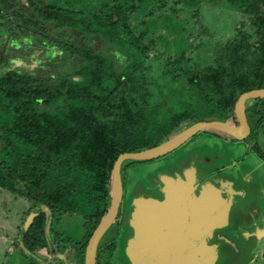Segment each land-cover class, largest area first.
Instances as JSON below:
<instances>
[{
    "label": "trees",
    "instance_id": "trees-1",
    "mask_svg": "<svg viewBox=\"0 0 264 264\" xmlns=\"http://www.w3.org/2000/svg\"><path fill=\"white\" fill-rule=\"evenodd\" d=\"M56 1L0 0V108L13 117L0 121V193L32 201L31 211H40L30 228H23V244L17 246L23 254L47 247L56 233L50 230L47 238L49 217L42 205L51 211L52 226L68 213L97 224L111 202L112 171L120 154L162 143L183 121L205 119L192 112L226 118L242 93L264 88V0H158L160 8L175 14L180 4L195 8L222 1L241 10L236 34L215 45L206 64L188 54L159 59L163 52L149 25L154 12L135 22L137 0L103 2L89 11ZM199 16L195 8L194 19ZM95 33L105 37L104 46L97 48L102 39L90 35ZM117 43L131 45L143 60L117 68L104 48L108 44L122 60ZM152 51L163 63L162 74L171 73L174 84L182 80L195 98L166 123L156 121L167 100L154 92L155 63L147 61ZM44 59L39 65L51 69L34 66ZM81 74L88 78L83 85L74 79ZM263 101L254 99L251 110L259 112ZM56 104L59 113L37 106Z\"/></svg>",
    "mask_w": 264,
    "mask_h": 264
},
{
    "label": "flooded vegetation",
    "instance_id": "flooded-vegetation-1",
    "mask_svg": "<svg viewBox=\"0 0 264 264\" xmlns=\"http://www.w3.org/2000/svg\"><path fill=\"white\" fill-rule=\"evenodd\" d=\"M260 103L257 109L259 112L249 109L247 105L246 116L251 130L243 140L224 136L216 131H208V133L207 130H203L177 149L160 157L145 161H125L121 169L123 185L121 204L115 220L106 229L99 241L95 264H159L160 255L157 257L147 253L149 251H147L146 246L137 239L141 224H135L133 220L139 208L136 204L137 199L152 197L161 202L166 200L168 192L165 188L163 175L172 176L174 179L179 176L185 177L184 174L187 173L193 175L195 177L196 195L200 194L203 185L214 182L220 187L225 199H231L229 198L231 190L229 185L224 186L222 181L232 180L234 181L233 189L240 194L244 188V182H241L243 181L244 170L238 162L244 161L246 155L238 157L235 162H233L234 157L232 156L236 155L235 152L241 143L257 154L262 153L260 141L264 135V104L260 105ZM204 118V120L228 121L237 127L240 126L236 112L223 119ZM199 136L206 138L195 143L194 139ZM237 196L235 199L232 198L229 223L225 227L215 230L208 240L211 245H218L219 256L214 264H245L250 261V255L259 245V240H264V235L258 237L253 224H249L247 217L244 215L245 211L249 209L247 201L242 200L239 195ZM252 204L254 206L253 210H255L258 201H253ZM169 211H171V208L168 207L167 212ZM69 214L72 215V213L66 215ZM76 215L80 218V224L76 223L68 234L57 228L58 226H51L52 230H56V233H53V238L49 240L47 247L35 250L34 256L36 258H41L39 257L42 254L41 249L46 248L49 252H55L54 261L56 259H66L68 252L67 250L65 252L64 249L66 246L71 248L73 244L78 252L72 256L71 261L66 263L85 264L86 250L90 239L105 215L97 224L88 221L84 215ZM260 215L259 213L258 217ZM73 230L74 233L71 234ZM160 232L163 234L161 239H154L153 241H157L156 243L161 242V244L168 242V230L163 229ZM260 234H263V232ZM134 241L138 242L143 253L146 254L144 260L132 251L135 249L133 246ZM163 250L165 257L175 258L176 256L177 258L178 256L176 252H167L166 247ZM262 253L264 254V251Z\"/></svg>",
    "mask_w": 264,
    "mask_h": 264
},
{
    "label": "water",
    "instance_id": "water-1",
    "mask_svg": "<svg viewBox=\"0 0 264 264\" xmlns=\"http://www.w3.org/2000/svg\"><path fill=\"white\" fill-rule=\"evenodd\" d=\"M258 98L264 99V88H255L239 96L235 104V112L240 122L238 127L222 120L183 123L181 129L175 130L165 141L156 146L120 154L112 171L109 210L90 239L86 250L85 264L96 263L99 241L117 216L123 196L121 169L125 161H145L160 157L177 149L203 130L216 131L224 136L243 140L251 130L246 116L247 102ZM184 176L174 179L172 176L163 175L165 188L168 192L164 202L152 197H142L136 200L139 208L133 223L141 224L137 239L146 246L149 251L147 253L157 257L160 255L159 264H214L219 256L218 245H211L208 240L215 230L221 229L229 223L232 198L238 197L239 193L232 189L229 196L231 199H225L220 187L214 182H208L202 186L200 194L196 195L195 177L188 173ZM168 207L171 208L169 212H167ZM42 209L47 213L48 222H50V209L46 205H42ZM39 214L40 211L36 210L30 212L24 223L25 231L30 228ZM164 226L165 228H163ZM163 229L168 230V242L156 243L157 241L153 240L161 239L163 234L160 231ZM260 232H264L263 229H260ZM47 235L49 236L50 233ZM135 241L133 242L135 249L131 250L144 260L146 254ZM165 247L169 253L176 252L177 258L176 256L175 258L165 257L163 254ZM27 252L31 253L28 250Z\"/></svg>",
    "mask_w": 264,
    "mask_h": 264
},
{
    "label": "rangeland",
    "instance_id": "rangeland-1",
    "mask_svg": "<svg viewBox=\"0 0 264 264\" xmlns=\"http://www.w3.org/2000/svg\"><path fill=\"white\" fill-rule=\"evenodd\" d=\"M117 0H57L56 2L63 7L76 9V10H83L89 11L98 5H101L103 2L114 3ZM121 1V0H118ZM133 1V0H132ZM132 1L128 2V5L132 4ZM138 5H140V9L135 13L134 21L140 22L145 17H148L149 11H153L154 14L149 17V25L152 32L156 34L158 50L163 52L161 59L163 62H167L169 55H180V54H188L189 56H193L199 62L206 64L211 62L212 53L214 51L215 45H220V43H225L228 39L234 37L236 34V23L239 19L241 10L232 5L229 2L222 1L218 3H202L195 8L200 9V16L194 19V10L195 8L186 6L184 4L177 5V13H173L172 11H168L165 9L160 8V2L158 0H143L136 1ZM173 5L172 3H170ZM170 5V6H171ZM90 35H96L100 39V42H97V48H100L101 45L104 46L105 44V37L101 33H95ZM116 49L122 56V60L120 56H118L114 51H111L110 46L105 45L106 48L105 55L107 58L115 63L117 68L123 69L126 67L132 66L136 61L143 60L142 57L145 55L140 54L136 49H133L131 45H123V43H117ZM155 52H150L149 59L147 61L154 64V68L151 69L152 75H154L155 84H154V92L156 95L163 96V93L166 94V105L165 108L158 112L156 121L160 123H166L169 121V116L174 113H179L182 109L186 108V106L193 104L195 98H193L192 92L189 91L188 87L185 86L184 82L180 80L177 83H173L171 80L172 74L170 73V77H166L162 74V61H156L153 58ZM153 58V59H152ZM40 62H47V59L44 61L35 62L34 66L37 68H44L47 66L49 69L52 68L51 65H39ZM85 63V62H84ZM87 63V62H86ZM21 65V63H18ZM18 65V66H19ZM17 66V64H15ZM28 66V65H27ZM25 69H28V67ZM178 66V65H177ZM46 67V68H47ZM73 68H77L78 71L81 68L80 63H76ZM75 81L78 84H85L88 81L86 75L81 74L74 77ZM254 100H249L247 105L250 109L251 103ZM185 102V103H184ZM264 104V101L260 103V105ZM40 111H48L51 113H59L61 111L60 105H52V106H40L37 105ZM170 111V112H167ZM195 116H202L204 113L205 115L207 112H192ZM198 117V118H199ZM13 117L7 114L3 109L0 108V121H12ZM184 122V121H183ZM183 122L181 124H183ZM181 126V125H180ZM210 130H207L208 132ZM209 133V132H208ZM206 137L199 136L198 138L194 139V142L197 143L198 141H202ZM240 144V143H239ZM260 145L264 149V135L261 137ZM236 155L232 157H243V155H248L252 164H259V157L255 155L254 151L243 145L242 143L237 148ZM264 172V168L262 170ZM232 173V172H231ZM2 193V192H1ZM0 206L8 207L10 210H4L3 216L8 214V218L13 220L14 216H17V210H22L24 207V216L21 218L20 214L18 215V221L21 222L20 224V233L17 235V238L22 236L23 228H24V221L28 216V213L31 211V206L33 205L32 201H29V205L25 202L24 199L15 200L13 194L9 193L8 191H3L1 196ZM27 205V206H25ZM29 207V208H28ZM27 211L25 212V210ZM6 217V216H5ZM19 222V223H20ZM80 224V218L75 215H66L59 221V224H55V227L62 229L65 233H69L75 224ZM51 219L50 222L47 223L45 227V231L52 230L51 229ZM47 231V234H49ZM74 233V230L71 234ZM249 235V234H248ZM53 236V235H52ZM50 235H47L49 239ZM69 246L65 247V252L67 250L68 254L66 259H56L53 261L51 258L47 259L43 264H67L72 260V256L77 254L76 246L72 244L71 248ZM18 248V247H17ZM20 251V250H19ZM44 251V250H43ZM264 240H259V245L253 250V254H251L250 261L245 264H264ZM34 256V253H32ZM52 254H55L52 253ZM25 255V254H24ZM26 255H29L26 253ZM39 256V255H38ZM40 254L39 257H41ZM42 258V257H41ZM28 259V260H27ZM37 258L31 257L30 255L26 258L23 256H17L16 253L10 256L9 264H39L36 261ZM3 260V259H2ZM7 260L3 261V264L7 263ZM36 262V263H35Z\"/></svg>",
    "mask_w": 264,
    "mask_h": 264
},
{
    "label": "crops",
    "instance_id": "crops-1",
    "mask_svg": "<svg viewBox=\"0 0 264 264\" xmlns=\"http://www.w3.org/2000/svg\"><path fill=\"white\" fill-rule=\"evenodd\" d=\"M261 152L262 153H259V154L254 152L256 156L258 157L260 156L259 164L255 165V164H252L250 161H248L250 158L248 155L244 157L245 159L244 161L238 162L239 166H241V168H243L244 170L243 181H241L242 183L244 182L243 183L244 188L242 192L239 194V196L242 200L247 201V204L249 205V209L247 208L248 210L245 211L244 215L247 217L249 224H253L254 231L258 234V237H262L264 235V232L263 234H260L261 233L260 229H263L264 231V172L261 171L262 168H264V157L261 155V154H264L263 148L261 149ZM238 157L239 156L234 157L233 162L238 160ZM222 183L224 186L229 185L230 190L233 189L234 181L223 180ZM2 193H0V201L2 199L1 198ZM19 199H24V198L15 197V200H19ZM24 200L29 205V200L27 199H24ZM253 201H258V206L257 208H255V210H253L254 208L252 204ZM24 209L25 208L23 207L22 210H19V211L17 210L16 211L17 216H14V219L11 220L8 218V214L5 215L6 217L2 215L4 210L9 211L10 208L8 209V207H5V206L2 207V205L0 206V264H3V261L9 259L10 256L13 255L14 253H16L17 256H23L27 258L30 255L31 257L36 258V256H32L33 254L31 253L29 255H26V254L24 255L21 252V250L17 248L20 241H21V244H23L21 240L22 236H20V238H17V239L16 237L20 233V224H21V222L18 221L19 220L18 215L19 213L23 214L21 215V218H22L24 216ZM26 211L27 209L25 210V212ZM253 212H255L254 216H253ZM259 213L261 215L258 217ZM255 232H252V233H255ZM41 252H42V256H41L42 258L37 257V260L35 259L36 261L39 262V264H43L45 261H47V259H50V258L54 261V254H52L53 253L52 251L49 252L47 251L46 248H44V249H41ZM6 264H9V260H7Z\"/></svg>",
    "mask_w": 264,
    "mask_h": 264
}]
</instances>
